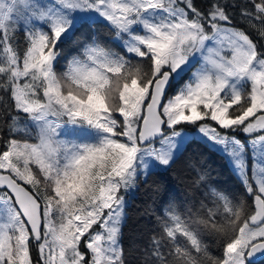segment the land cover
Instances as JSON below:
<instances>
[{
  "label": "snow or ice",
  "instance_id": "obj_1",
  "mask_svg": "<svg viewBox=\"0 0 264 264\" xmlns=\"http://www.w3.org/2000/svg\"><path fill=\"white\" fill-rule=\"evenodd\" d=\"M240 15L259 41L220 0H0V264H128L126 196L192 144L243 197L189 160L206 211L162 204L143 264L264 261V0Z\"/></svg>",
  "mask_w": 264,
  "mask_h": 264
},
{
  "label": "trees",
  "instance_id": "obj_2",
  "mask_svg": "<svg viewBox=\"0 0 264 264\" xmlns=\"http://www.w3.org/2000/svg\"><path fill=\"white\" fill-rule=\"evenodd\" d=\"M214 0H195L201 9H207ZM220 3L227 6V11L232 16V23L259 41V36L255 29L241 17L240 11L251 0H220ZM102 35L107 36V31L103 28L98 29ZM18 42L21 48L24 47L23 33L18 34ZM59 68L58 71H62ZM4 120L0 119V129ZM23 127V125H20ZM35 130L31 131V138L34 142ZM3 131L0 130V137ZM18 138H27L23 132L17 134ZM195 162L197 168L209 170L212 176L227 187L233 188L237 194L243 197V193L227 167L226 161L219 154L210 153L204 146L192 144L187 151L176 161L167 172H157L150 175L147 181L141 180L125 207V221L122 227L121 243L125 249L128 264H143L144 253L150 244V237L158 231L156 215L159 213L161 205L169 200H175L178 213L185 218L192 213L202 216L205 209L200 208L203 189L196 184L197 171L188 166V161ZM249 212L254 211L251 200L245 197ZM209 203L208 201H205ZM210 206V203H209ZM183 239V238H181ZM205 244L213 255H220V248L216 245L213 238L205 234L203 236ZM190 247V245H189ZM193 254L196 253L193 251ZM260 264H264L261 261Z\"/></svg>",
  "mask_w": 264,
  "mask_h": 264
},
{
  "label": "rangeland",
  "instance_id": "obj_3",
  "mask_svg": "<svg viewBox=\"0 0 264 264\" xmlns=\"http://www.w3.org/2000/svg\"><path fill=\"white\" fill-rule=\"evenodd\" d=\"M45 2H46V0H45ZM65 135L68 136V137H78V138H81V139H90L91 138L87 132H74L72 130H67L65 132ZM133 192H134V190H133ZM133 192L129 193L126 196L127 203H128V201L130 199V196L133 194Z\"/></svg>",
  "mask_w": 264,
  "mask_h": 264
}]
</instances>
